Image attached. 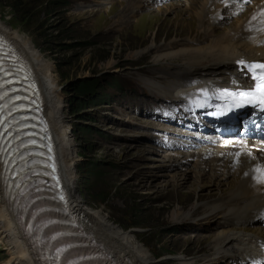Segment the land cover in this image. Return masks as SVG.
<instances>
[{
    "label": "rangeland",
    "instance_id": "obj_1",
    "mask_svg": "<svg viewBox=\"0 0 264 264\" xmlns=\"http://www.w3.org/2000/svg\"><path fill=\"white\" fill-rule=\"evenodd\" d=\"M190 1L148 0V6L142 3L134 9L127 0H0V20L29 38L52 65L61 112L71 125L68 139L75 141L79 161L74 180L83 203L102 209L123 231L136 228L134 235L155 258L168 256L163 264H177V257L188 264H240L237 259L249 237L224 249L232 252L218 254L211 248L215 235L233 228L237 234L255 235L264 230V222L233 226L226 222L225 212L205 210L209 202L224 198L234 188L238 174L231 170L220 181L219 173L227 172L223 165L217 172L221 176L215 178L211 175L218 168L215 158L204 157L200 169L195 157L182 165L165 159L181 158L209 145L217 148L220 143L183 150L179 141L175 145V132L165 131L160 119L162 109L186 102L174 94L170 76L181 63L154 61L160 53L154 45L174 43L173 50L196 46L182 22L199 29L197 6L209 0H193L194 5L188 6ZM230 1H223L230 12L216 21L214 35L225 32L259 0L236 12L232 4L240 0ZM139 52H144L142 58ZM96 79L97 94L104 92L106 98L78 107L76 87ZM93 165L100 170L96 178L90 174ZM187 211L186 218H174ZM259 237L264 243V233ZM2 238L0 228V264H19L10 260L9 246Z\"/></svg>",
    "mask_w": 264,
    "mask_h": 264
},
{
    "label": "bare ground",
    "instance_id": "obj_2",
    "mask_svg": "<svg viewBox=\"0 0 264 264\" xmlns=\"http://www.w3.org/2000/svg\"><path fill=\"white\" fill-rule=\"evenodd\" d=\"M223 1H202L197 6V8L200 7L196 11L199 29L192 30L189 23L182 22V27L187 30L188 38L194 44L196 42V46L173 50L174 43L168 42L167 45L155 44V48L153 47L160 52L155 54L154 61L163 58L167 61L181 63L174 67L176 76L174 91L176 94L186 97L187 100H193V98L199 100L203 94L220 98L225 90L236 92L240 87L249 88L250 84L254 82L251 74L248 73L247 65H253L256 61H264V15H261L264 10V0L255 1L252 9L246 11L241 19H235L225 32L214 35V27L218 28L216 21L222 18L225 12H230ZM142 3L149 5L148 0H127V5L134 9L140 8ZM187 4L188 6L194 5V2L192 0ZM188 6L187 8H189ZM211 8L214 10L211 11ZM0 34L3 35L0 37V43H10L11 47L14 46V50L20 53L25 67L31 69L39 84L44 103V116L51 128V137L55 143L61 177L73 207L71 214L78 216L82 221V230L79 234L86 237L87 243H96L104 251L103 254L107 258L106 264H163L168 256L155 258L150 250L137 239L136 234L134 235L136 228L123 231L111 221L102 209H92L83 203L76 192L74 180V170L79 161L75 151V141L68 139L71 125L64 119L65 116L61 112V98L56 87V80L50 73L53 71L52 65L42 58L29 38L12 30L2 20H0ZM153 48H150L149 51ZM143 53L139 52V58L144 56ZM240 61L245 63L241 64ZM204 70L208 73H204ZM219 140L217 148L209 145L199 151L185 153L181 158L167 156L165 159L182 165L181 163H186L195 157L197 168L200 169L201 164L204 163V157L212 158V161H215V158L218 168L211 175L215 178L222 175L219 178L222 181L232 170L238 174V180L234 184V188L224 194V198L209 202L205 210L214 214L225 212L226 222L232 223L233 226L242 224V222L246 224L249 221L263 223L264 175L257 169L264 170V142L250 141L244 138ZM221 161L224 163L220 164ZM221 166L227 169L226 174L223 170L219 171ZM217 172H220L221 175ZM188 214L189 211L178 213L174 218L183 217L184 219ZM16 220L15 212L9 205L7 186L3 179V166L0 163L2 239L9 246L10 260L15 259L19 264H38L23 242V234ZM70 222L73 224V220ZM245 224L243 225L245 226ZM233 229L219 230L221 232L215 235L211 248H216L215 252L218 254L232 252L224 251V249L231 248V243L247 236L249 238L245 242L246 249L240 251L243 255L240 263L248 264V259L257 260L260 253H258L259 248L263 250L264 247V243H260L259 237L263 236L264 230L260 229L255 235L252 233L245 235L237 234V231ZM241 229L246 231L245 227ZM176 261H178L177 264H188L180 257H177Z\"/></svg>",
    "mask_w": 264,
    "mask_h": 264
},
{
    "label": "snow or ice",
    "instance_id": "obj_3",
    "mask_svg": "<svg viewBox=\"0 0 264 264\" xmlns=\"http://www.w3.org/2000/svg\"><path fill=\"white\" fill-rule=\"evenodd\" d=\"M261 15H264V10H262ZM253 19L255 20L256 17L254 16ZM239 63L244 64L245 62L240 61ZM247 67L250 71L260 69L264 72V64L247 65ZM253 78L261 81L254 91L229 92L225 90L223 93L225 96L232 97L235 107H243L245 104H260L264 106V75L257 76L254 72ZM257 171L264 175V170L257 169Z\"/></svg>",
    "mask_w": 264,
    "mask_h": 264
},
{
    "label": "trees",
    "instance_id": "obj_4",
    "mask_svg": "<svg viewBox=\"0 0 264 264\" xmlns=\"http://www.w3.org/2000/svg\"><path fill=\"white\" fill-rule=\"evenodd\" d=\"M98 87H99V80L97 79L94 81L88 80V81L81 82L76 87L78 91L80 92L78 107H80L79 104L82 105L83 103H87V102L93 103L94 101L102 99V94H97L98 92H96ZM90 172H91L90 174H94L95 178L98 177V175L100 174V170L97 169L96 165L92 166ZM93 183L94 184L92 186L95 185V182ZM87 188H89V185H87Z\"/></svg>",
    "mask_w": 264,
    "mask_h": 264
}]
</instances>
